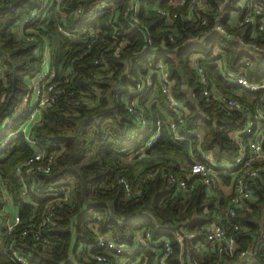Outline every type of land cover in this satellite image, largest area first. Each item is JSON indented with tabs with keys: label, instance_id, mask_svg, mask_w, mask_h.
<instances>
[{
	"label": "trees",
	"instance_id": "trees-1",
	"mask_svg": "<svg viewBox=\"0 0 264 264\" xmlns=\"http://www.w3.org/2000/svg\"><path fill=\"white\" fill-rule=\"evenodd\" d=\"M98 1L60 2L57 9H49L41 21L26 25V28L36 26L38 29L37 40L26 41L17 38L11 28L39 7L42 0H0V63L5 76L4 82L0 83V119L9 115L28 94L25 77L40 69L44 45L49 49L50 64L56 70L72 62L75 75L71 85L75 90L95 93L98 98L95 105L87 107L81 102L70 104L66 93H61L32 127L39 143L56 153L51 172L39 174L36 188L63 183L69 186L71 199V204L56 210L53 223L46 228L50 240L48 247L29 238L15 242L17 253L33 264H116L118 257L115 254L105 247H95L97 234L93 232V226L116 243L131 245L135 231L141 226L149 227L152 236L172 238V232L179 228L178 220H189L190 227L210 221L212 212L225 208L234 178L227 176L221 179V184L211 195L206 194L201 186L185 193L174 191L165 172L203 160V152L209 153L217 162H232L239 149L233 132L243 126L245 117L238 111L225 114L205 101L193 69L196 56L199 54L197 61L204 66L215 85L250 107L257 101L260 90L225 81L216 64L208 58L212 50L210 44L223 49L228 66L242 72L250 83L256 84L264 79V30L256 38L263 49L253 53L243 50L235 40L210 30L204 33L206 42L203 44L187 41L185 38L195 31L188 27L189 21L179 19L172 26L179 31L173 44L168 41L165 31H157L163 23L154 12L146 16L140 14L148 24L151 44L144 41V31L129 30L126 35L130 41L121 55L106 52L108 65L115 66V72L104 76L101 67L91 62L92 56L107 45L114 25L119 26L123 33L129 25L126 21H108L104 16L92 15L91 10ZM115 1L122 7L127 3V0ZM140 3L143 6L145 0H140ZM77 8H80L79 12ZM90 25L100 28L101 38L90 50H85L79 34ZM35 47H38L37 51H34ZM244 59L249 60L246 66H243ZM157 60H162L167 66L173 82L172 96L186 108L184 122L175 130H171L166 122L174 117L173 112L156 87L141 92L139 104L142 109L138 119L123 102V97L131 92L136 80L148 70L150 62ZM180 69L184 73L185 87L182 86ZM119 85L123 89L117 91ZM26 116L27 113H22L16 123ZM157 128V140L143 151L146 140ZM5 133L0 134V141ZM196 133L200 134V139ZM29 151L21 134L0 150V173L22 217L33 208L20 193L14 165ZM156 167L165 172L157 171L147 176L146 172ZM145 176L140 192L127 198L124 182L136 190ZM253 189V197L246 209L237 210L233 218L246 227L235 231L238 249L254 242L264 223V181H254ZM1 205L0 193V230L3 233L8 214ZM71 230L74 231L73 238ZM79 245L83 246V251L91 248L95 252L106 253L109 261L76 255L74 250ZM7 246L8 241L2 239L0 264H14L9 259ZM137 252H141V248ZM252 264H264V243Z\"/></svg>",
	"mask_w": 264,
	"mask_h": 264
},
{
	"label": "built area",
	"instance_id": "built-area-1",
	"mask_svg": "<svg viewBox=\"0 0 264 264\" xmlns=\"http://www.w3.org/2000/svg\"><path fill=\"white\" fill-rule=\"evenodd\" d=\"M62 1L64 0H42L39 7L12 26L11 29L16 31L17 38H23L26 41L37 40L36 26L26 28V25L41 21L49 9L53 7L57 9ZM76 11L79 12L80 8ZM149 12H154L161 18L163 25L159 26L157 31H165L168 41L173 44L176 42L179 31L177 32L176 27L172 26L174 23L177 24L179 19H184L189 21L188 27L195 31L194 34L185 38L187 41L203 44L206 42L204 33L210 30L227 39L235 40L245 51L256 53L263 49L256 38L264 30V0H145L143 6L140 0H127L123 7L115 0H100L93 6L92 15L104 16L108 21H126L129 25L124 31L125 34L121 32L119 26L114 25L107 45L102 51H96L92 56L91 62L101 67L104 76H111L115 72V66L108 65L106 52H111L114 56L121 55L130 41L126 35L129 30L144 31V41L147 45L151 44L148 24L140 18V14L146 16ZM69 35L72 34L69 33ZM79 37L85 50H90L101 38L100 28L87 26ZM38 47H35L34 51H37ZM210 47L212 50L208 58L216 64L219 74L225 81L234 82L250 90H260L257 101L250 107L248 103L241 101L233 94L223 92L219 86L215 85L207 76L204 66L197 61L199 54L196 56L193 69L205 101L210 102L215 110L225 114L238 111L245 117L243 126L233 132V138L239 146L237 155L232 162H217L209 153L203 152V160L180 166L176 171L165 172L160 167H156L148 170L146 174L150 176L157 171L165 172L174 191L190 193L201 186L209 195L218 188L221 179L232 176L234 183L228 202L225 208L212 212L210 221L195 227H190L189 220H178L179 228L172 232V238L167 235L152 236L149 227L141 226L135 231L131 245L118 244L106 233H99L98 228L93 226L92 230L97 234L95 247H105L115 254L118 257L116 264H252L264 243L263 223L258 238L249 246L238 249L235 231L246 227L239 220H233L237 210L246 209L248 201L253 197V182L264 181V79L256 84L250 83L242 72L228 66L223 49L213 43ZM248 64L249 60L244 59L243 66ZM125 71L126 69L123 72ZM74 75L71 61L57 70L52 67L49 49L44 45L40 69L33 75L25 77L28 94L9 115L0 119V134L6 132L0 141V150L20 134L30 148L29 153L14 165L20 193L33 208L25 217L20 215L0 173L1 209L8 214L5 219V230L3 233L0 230V241L4 238L8 241V256L14 264H33L17 253L14 248L15 242L29 238L48 247L50 240L46 228L53 223L58 208L71 204L70 188L63 183L36 188L39 185V174L51 172L56 161V153L47 150L39 143L33 134L32 127L40 121L46 107L53 105L61 93H66L70 104L81 102L89 107L98 102L95 93L94 95L72 87ZM4 79V67L0 63V83H3ZM172 85L166 64L162 60L150 62L148 70L136 80L131 92L123 97V102L128 111L138 119L142 109L139 104L141 92L150 87H156L164 96L168 108L173 112L174 117L166 122L171 130H175L178 124L184 122L186 108L172 96ZM122 89L121 85L116 88L117 91ZM235 93L238 95V92ZM22 113H27V116L16 123ZM196 134L197 139H200V134ZM158 136L157 128L146 140L143 151L150 148ZM145 180L146 176L136 190H133L125 181L126 197L138 194ZM95 215L97 216V213ZM71 225L73 226V223ZM73 236L74 231L71 230V237ZM139 248L141 252L138 253ZM74 252L76 255H82L84 259L95 258L102 262L109 261L106 253L95 252L91 248L83 251L82 245L77 246Z\"/></svg>",
	"mask_w": 264,
	"mask_h": 264
},
{
	"label": "water",
	"instance_id": "water-1",
	"mask_svg": "<svg viewBox=\"0 0 264 264\" xmlns=\"http://www.w3.org/2000/svg\"><path fill=\"white\" fill-rule=\"evenodd\" d=\"M179 74H180V77H181V82H182V86L185 87V77H184V73L183 71L180 69L179 70ZM196 107L198 108V105L195 103ZM199 110V109H198ZM200 112V110H199ZM202 115H205L204 112H201ZM215 122V121H214Z\"/></svg>",
	"mask_w": 264,
	"mask_h": 264
},
{
	"label": "crops",
	"instance_id": "crops-1",
	"mask_svg": "<svg viewBox=\"0 0 264 264\" xmlns=\"http://www.w3.org/2000/svg\"><path fill=\"white\" fill-rule=\"evenodd\" d=\"M13 31H15V30H13ZM15 32H16V31H15ZM145 157H146V156H145ZM150 157H151V156H148V159H150ZM143 164H146V163H143Z\"/></svg>",
	"mask_w": 264,
	"mask_h": 264
}]
</instances>
